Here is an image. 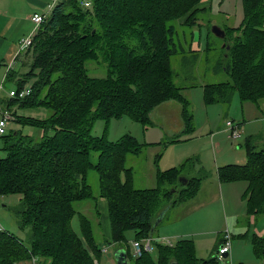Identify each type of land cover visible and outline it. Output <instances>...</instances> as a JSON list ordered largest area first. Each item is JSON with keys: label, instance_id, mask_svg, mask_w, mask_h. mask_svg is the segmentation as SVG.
Here are the masks:
<instances>
[{"label": "trees", "instance_id": "obj_1", "mask_svg": "<svg viewBox=\"0 0 264 264\" xmlns=\"http://www.w3.org/2000/svg\"><path fill=\"white\" fill-rule=\"evenodd\" d=\"M89 1L85 7L79 0H60L40 24L32 45L15 56L21 52L29 56L27 65L21 63L28 70L22 74L9 70L6 75V81H14L16 88L32 81L31 92L23 99L1 100L7 108L19 102L22 107L46 108L51 113L42 118L16 117L22 125L40 127L43 134L39 138L13 129L0 137V149L5 152L0 157V196L19 195L18 223L30 230L27 243L0 230V264L32 256L39 257V264H95L101 247L88 216L76 210L77 203L106 198L108 243L121 246L126 230L134 232L133 239L149 236L164 204L182 203L199 190L198 177L186 176L185 186L176 187L183 163L157 168L154 187H135L126 157L138 155L143 144L132 135L110 141L104 135H91L90 130L96 119L125 114L143 125L152 124L151 113L169 100L181 104V118L186 128L192 127L180 87L172 80L170 59L185 51L176 42L178 29L194 25L200 0ZM242 3V23L224 28L228 61L223 67L229 79L205 84L206 102H228L234 93L240 101L264 98V0ZM90 61L101 64L105 75H89L86 64ZM245 145L246 163L221 165L217 177L220 182H247L243 193L246 212L260 215L264 214V148L253 150ZM92 152H97L95 161ZM89 171L98 176L95 191L88 181ZM75 214L79 234L70 225ZM155 247V258L148 253L134 257L126 249L129 261L223 264L197 258L190 238L172 245L155 243ZM251 247L264 259V235L253 234Z\"/></svg>", "mask_w": 264, "mask_h": 264}, {"label": "rangeland", "instance_id": "obj_2", "mask_svg": "<svg viewBox=\"0 0 264 264\" xmlns=\"http://www.w3.org/2000/svg\"><path fill=\"white\" fill-rule=\"evenodd\" d=\"M16 1L17 3L13 4L16 7L14 14H0V99L3 97L8 99L9 90L16 88L14 81H6L8 71L13 70L22 74L28 70V67L22 66L21 63L27 65L30 61L27 60L29 56L24 54V52H21L15 58L18 48L15 52L16 46H13L12 49L11 46L16 45L17 38H25L31 32V24L26 18L32 15L35 6L33 1ZM50 3L51 0H49ZM196 6L199 8V11L195 15L194 25L180 27L178 29L179 35L176 36V42L185 51L172 55L170 59L173 71L172 80L177 87H180V94L186 103L187 112L192 116V127L186 128L181 118V104L177 101L169 100V102L161 103L151 113L152 124L143 125L141 122L125 114L121 117H113L108 120L96 119L91 126L90 133L94 136L104 135L110 141H117L122 136L128 134L143 144L142 150L138 155L128 154L126 157V166L133 168V185L138 188H150L156 185L155 174L157 168L164 170L183 163L182 175L178 177L175 183L177 188L180 189L185 186V183L180 179H186L187 176L200 178V195H197L199 200L206 198L208 188H210V192L215 190L213 195H210V201H208L210 204L206 210L211 216L210 219H213V222L210 225L208 224L209 226L207 225L211 230L217 229L221 224H224L226 217L231 225L233 213L239 212V217H243L245 214L244 203L246 205V202L244 199H242L244 202H241L233 196L228 198L225 192L222 199L219 189V193L216 194L218 183L216 181L217 176L215 177L214 174L221 165L246 163L245 141L249 137V134H254L256 133L254 131L257 130L254 128L255 124L246 122L243 124V128L239 127L243 137H238L236 140L230 138L226 121L230 120L237 123L241 119L238 118L239 116L236 117L232 114L230 105L227 108L226 103L206 102L204 99L205 84L227 81L229 79L223 67L224 63L228 61L225 42L223 38L214 35L211 28L213 25L223 30L226 27H238L244 19L242 0H200ZM46 8L39 9L40 11L37 10V12H43ZM185 17H181L178 21H183ZM7 19L12 21L8 28L4 30ZM29 29V33L25 34ZM86 68L91 76L102 77L105 75L104 67L95 61L88 62ZM31 83L32 81L26 82L29 86ZM232 96V100H235L236 106L240 99L236 93ZM4 106L7 108L6 104ZM7 109L11 118L6 128L7 132L11 128L13 130H20L23 134L36 138H39L43 134V130L40 127L28 124L22 125L18 123L16 117L30 116L42 118L51 113L46 108L22 107L19 105V102H14ZM51 133L52 130L48 132V134ZM212 136L213 142L211 144ZM173 139L176 140L172 141ZM1 142L2 139L0 138V146ZM252 149L257 150L253 146ZM92 153V161H95L97 152ZM3 155H5V152L0 149V157ZM88 181L95 191L98 186V176L95 171L88 172ZM227 183L230 182H221L222 188L228 186ZM165 187L169 190L173 189L170 184H166ZM18 196V194L0 196V225L27 243L30 230L28 227L20 228L15 213L18 205ZM102 199L105 200L107 207L108 200L106 198ZM102 199L83 201L77 203L75 208L90 219L96 243L100 247H106V251L101 250V252L96 254L95 264H116L114 252L117 245L108 243L111 240L104 229L105 212L101 209L100 204ZM186 209L187 207L184 208V211ZM203 212H205V207H197L191 210L188 215L190 217L193 215L199 216ZM256 217L254 220L256 224L264 220V214L257 215ZM70 225L75 232L80 233L77 214L71 219ZM228 227L225 230H228ZM165 230L166 227H163L161 221L156 226L154 235L162 234ZM133 233L132 230L125 231L126 242L123 243H125L127 249L133 240ZM215 236L216 234L212 235L211 233L205 235L201 246L199 248L194 247L197 258L204 259L208 256L213 257L216 255L215 251L218 239ZM165 237H168L172 244L179 239L167 235ZM243 242L246 241L232 239L233 244H243ZM207 246L209 247L208 254L202 258ZM249 248L252 250L250 243ZM130 252H132L131 247ZM132 256L134 255L132 254ZM152 256L155 258L156 252ZM34 257L38 260L39 264V257ZM258 260L259 262H264L263 259ZM27 261L14 260L12 264H21ZM220 262L223 264H238V261L234 260L233 262L229 258H222ZM42 264H47V262ZM129 264H133V259L129 261Z\"/></svg>", "mask_w": 264, "mask_h": 264}, {"label": "crops", "instance_id": "obj_3", "mask_svg": "<svg viewBox=\"0 0 264 264\" xmlns=\"http://www.w3.org/2000/svg\"><path fill=\"white\" fill-rule=\"evenodd\" d=\"M27 1L34 2L35 9L33 13L37 12V10L39 9H45L47 5L46 10L43 12L46 14H49L48 12L49 0H27ZM16 3H17L16 0H0V14H14V12L16 11V7L13 4H16ZM29 4L31 3L29 2ZM30 16L26 19L31 24L30 29L32 30V22L30 20ZM9 19L6 20L4 30L7 29L8 26L11 24L12 20H9ZM30 29L25 34L29 33ZM21 38L22 37L17 38L16 45L11 46V49L13 48V46L14 47L16 46L15 52L17 51L19 41ZM232 97L233 96H231L228 102H221V103H226L227 108L230 105L232 114L236 117L239 116L238 118L241 119V121H239L238 123L241 126V128H243L242 126L244 123L249 122L250 124H255L254 128L255 130H257V131H254L256 132L254 134L247 133L249 134L248 135L249 137L246 138L245 142L250 145L252 144L254 149H257V150L264 148V98H261L256 102L239 101V103L236 104L235 106V100H232ZM6 99L7 98L3 97L1 100L5 101ZM3 104L5 105L4 102ZM239 137L242 138L243 135H240ZM212 140H213V136L211 137V142H210L211 144L213 142ZM214 175L216 177L217 172H215ZM216 179L218 183L216 194H218L220 190L222 194V199H223V194L225 192L228 198L230 196H233L234 198L236 197L238 201H241V202L243 201L242 200L243 193L247 187V182L233 181V182H230L231 184L227 183L228 186H225V188H222V184L218 180V177ZM199 190H200V187H199ZM199 190L194 197L188 200H185L182 203L171 205L165 211L161 221H162L163 227H166V230L163 231L162 234H157L155 236L165 237V235H167V236H172V237H176L179 239L190 238L193 241L194 247L196 246V248H199L201 246L202 241L204 240L205 235H208L210 233L212 235L216 234L215 238L217 237L219 241L222 239V234L225 231V228L229 226L228 230L231 232V248H230L229 254L225 256L224 258L226 259L229 258L233 262L234 260H236L238 261V264H264V262H259L258 259L260 258L256 256L253 253V251L249 248V243L251 244V237L253 234L264 235V220H262L258 224L254 223V220L257 218L256 217L257 215L248 214L246 212V205L244 203V213L245 214L243 215V217H239L238 215L239 212L233 213V215L231 216V218H233L231 225L229 224L228 218L226 217L224 224H221V226L217 229L210 230L208 226L210 225V223L213 222V219L212 220L210 219L211 216L209 215V213L206 212V210L210 204L208 203V201H210V195H213L215 190H212V192H210V188H208L206 192L207 196L203 200L198 199L197 195L200 193ZM100 204H101V209H103L105 212L104 229L107 232V234L110 236V224H109V217H108V211H107V207L105 204V200L102 199L100 201ZM165 206L166 205H164L163 207ZM185 207H187L186 211H184ZM197 207L199 208L205 207V212H203L199 216L193 215L192 217H190V215H188L189 212ZM188 236H191V237H188ZM233 238L237 240H245L246 242H243V244H233L232 243ZM114 245H118V244L114 243ZM115 248L116 249L123 248L124 250L127 249L125 243H122L121 246H116ZM127 250L130 251L129 245H128ZM208 250H209V247L207 246L205 248V252L202 258H204L208 254ZM207 258H212V257L208 256ZM207 258H204V259H207Z\"/></svg>", "mask_w": 264, "mask_h": 264}, {"label": "built area", "instance_id": "obj_4", "mask_svg": "<svg viewBox=\"0 0 264 264\" xmlns=\"http://www.w3.org/2000/svg\"><path fill=\"white\" fill-rule=\"evenodd\" d=\"M60 0H51V3L48 5V12L53 9V7L59 2ZM79 3L82 6L89 7L90 1L89 0H79ZM44 12H34L30 16V20L32 22V30L28 36L25 38L20 39L18 45V52L27 50L33 42V37L36 34L40 24L43 20L48 16ZM31 92V87L28 84H24L20 88H13L8 92V98H16V99H23L25 96L29 95ZM10 113L8 109L4 106L0 99V137L7 133V125L10 122ZM227 131L229 133V137L232 139H237L240 133V125L239 123H234L233 121L227 120L226 121ZM4 229L0 225V230ZM155 243H161L164 245H171V241L168 237H161V236H146L141 239H133L130 243V247L132 250V254L136 257L142 255V253L153 254L155 252ZM231 248V233L228 230H225L222 234V241L220 242L216 254L217 260H222L223 255L226 256L229 254ZM101 250L106 251V247H102ZM21 264H37V260L35 257H31L27 262H23Z\"/></svg>", "mask_w": 264, "mask_h": 264}, {"label": "water", "instance_id": "obj_5", "mask_svg": "<svg viewBox=\"0 0 264 264\" xmlns=\"http://www.w3.org/2000/svg\"><path fill=\"white\" fill-rule=\"evenodd\" d=\"M211 31L217 37L224 38V36H225V31L223 29H221L220 27L216 26V25L212 26ZM226 48H228V45H226ZM180 180L183 181V182L186 181V179H183V178H181ZM169 206H170V203L168 205H166L164 208H162L157 213V215L155 216L154 222H153V224L151 226L149 236H152L156 226L161 221L165 211L169 208ZM217 252H218V250L216 249L215 253L217 254ZM225 256H226V254L223 255V257H225ZM114 259L116 261V264H129V258H128L127 250H124L123 248H117L115 250ZM213 259H216V255L211 258V260H213ZM169 264H178V263H177V261L172 260V261L169 262Z\"/></svg>", "mask_w": 264, "mask_h": 264}]
</instances>
